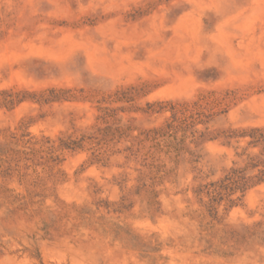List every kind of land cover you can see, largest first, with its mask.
I'll return each instance as SVG.
<instances>
[{"label":"rangeland","instance_id":"374dc122","mask_svg":"<svg viewBox=\"0 0 264 264\" xmlns=\"http://www.w3.org/2000/svg\"><path fill=\"white\" fill-rule=\"evenodd\" d=\"M255 130L264 0H0V264H264Z\"/></svg>","mask_w":264,"mask_h":264},{"label":"trees","instance_id":"16d2710c","mask_svg":"<svg viewBox=\"0 0 264 264\" xmlns=\"http://www.w3.org/2000/svg\"><path fill=\"white\" fill-rule=\"evenodd\" d=\"M252 135H254L252 136L254 139V142H252L251 144L253 145L264 144V131L263 130H255ZM261 175L262 177H264V171L261 172ZM227 180H230V179H227ZM233 185L234 186H245V184H243V178L233 180Z\"/></svg>","mask_w":264,"mask_h":264}]
</instances>
